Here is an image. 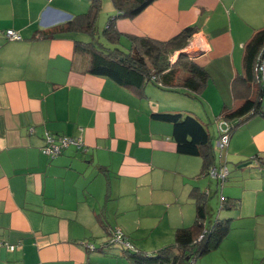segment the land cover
Masks as SVG:
<instances>
[{
    "label": "crops",
    "instance_id": "0c3cea01",
    "mask_svg": "<svg viewBox=\"0 0 264 264\" xmlns=\"http://www.w3.org/2000/svg\"><path fill=\"white\" fill-rule=\"evenodd\" d=\"M92 1L0 0V241L16 246H0V264H127L109 248L96 250L111 232L138 251L137 245L170 243L178 229L195 223L193 189L211 200L219 187L220 211L223 197L232 203L223 211L231 230L196 264H264V165L248 162L264 156V117L244 123L225 151L218 148L224 110L255 95L254 85L235 80L244 74L247 43L264 28V0H156L117 21L124 36L158 41L196 26L170 61L184 54L207 70L198 97L153 83L143 91L122 87L89 73L88 57L76 49L88 36L44 37L89 12ZM7 30L22 39L7 40ZM172 68L170 84L187 77ZM157 113L195 115L209 131L214 125L211 168H227L229 177L200 176L202 159L178 152L173 126L152 117ZM47 134L85 145L51 158L43 154Z\"/></svg>",
    "mask_w": 264,
    "mask_h": 264
},
{
    "label": "trees",
    "instance_id": "16d2710c",
    "mask_svg": "<svg viewBox=\"0 0 264 264\" xmlns=\"http://www.w3.org/2000/svg\"><path fill=\"white\" fill-rule=\"evenodd\" d=\"M115 15L108 18L103 32L102 43L98 38L97 21L102 10V0H93L89 12L74 17L66 25L52 31L44 37L72 33L89 37L88 41H76V49L88 57V71L99 77H108L122 87L143 91L153 83L162 89L198 97L204 91L209 80L207 70L181 54L175 65L170 58L175 52L184 49L190 39L198 32L196 26L183 29L177 36L167 41H158L149 37L124 36L118 31L116 23L122 18H134L156 0H111ZM128 38L127 49H121L122 39ZM264 61V28L258 30L247 43L244 53V74L236 78V83L254 85V98L245 100L233 110H224L219 120L230 124V136L247 121L254 117H264V86L257 79L256 67ZM175 67L188 75L182 82L170 84ZM169 80V81H168ZM186 91V92H185ZM153 118L173 126L174 141L182 155L200 157L203 168L200 176L209 175L215 164V152L212 135L208 125L197 116L187 113H157ZM252 164L264 165V156L248 160ZM229 177V176H228ZM227 177V178H228ZM192 197L196 204V219L189 228L178 229L174 243L154 254L136 250L125 236L115 242L116 232H111V240L96 250L105 251L114 246L121 247L123 257L132 264H196L203 256L217 250L228 237L231 219L217 218L207 225L209 218L208 203L210 195L195 188ZM231 200L224 198L221 211L231 210Z\"/></svg>",
    "mask_w": 264,
    "mask_h": 264
},
{
    "label": "built area",
    "instance_id": "2783aa9c",
    "mask_svg": "<svg viewBox=\"0 0 264 264\" xmlns=\"http://www.w3.org/2000/svg\"><path fill=\"white\" fill-rule=\"evenodd\" d=\"M4 36L7 40L10 41H19L22 39L20 34H18L14 30H7L4 32ZM256 76L257 79L261 82V84L264 86V61L258 62L256 67ZM220 128V137L218 140V148L220 151H225L230 143V124L226 121H221L219 123ZM33 131V128L31 129ZM85 143L81 138H70L67 136H61V137H55L50 134L46 135V145L43 148V154L55 158L59 156L65 149L69 148L70 146H75L78 148L84 147ZM229 175V171L227 168H222L221 170H217L216 168H211L209 171V176L220 179L221 181H224ZM122 234L120 232H117L115 239V242H120L121 244H124L121 241ZM0 246H6L9 250L13 251L16 249V246L8 245L2 241H0ZM92 249H94V246H91Z\"/></svg>",
    "mask_w": 264,
    "mask_h": 264
},
{
    "label": "rangeland",
    "instance_id": "374dc122",
    "mask_svg": "<svg viewBox=\"0 0 264 264\" xmlns=\"http://www.w3.org/2000/svg\"><path fill=\"white\" fill-rule=\"evenodd\" d=\"M103 1V6H102V11L99 15V19H98V22H97V32H98V35H99V39L102 43H104L105 41L103 40V32L105 30V27H106V22L108 21V18L109 16H112L113 14H111L112 12H109L110 11V8H112V3H111V0H109V3L108 1L106 0H102ZM115 12V11H114ZM79 37L82 39L84 38V40L87 38L86 36H82V35H79ZM121 49H127L128 48V42L126 43H122L120 46H119ZM151 86H153L151 84ZM176 98V97H175ZM179 101L181 102H186L185 99L183 98H180ZM214 125H210V132L213 136V138L215 139L216 137V134H215V131H214ZM229 167L230 168H233L234 166L230 163L229 164ZM217 190V189H216ZM215 189L213 191H216ZM223 190L222 188L219 187V191L217 192V194L213 197V199L210 200L211 204H212V208H213V214L212 216H210L209 218V221L208 223L211 221H214L215 219H217L218 217L219 218H223L225 215L223 213V211H220L219 209V205H218V202L219 200L221 199V196L223 195ZM210 222V223H211ZM169 242H161V244H156L155 247H147V246H144L145 244H141V245H137L138 249H143L142 252H147L149 254H154L155 252H158L160 251L162 248H164L165 246L167 245H171L172 243H174V240L172 242H170L169 244H167ZM142 246V247H141ZM156 247H159V248H156ZM144 249H147V250H144ZM155 249H160V250H155ZM109 255H111L112 257H120L124 260H126L129 264V261L123 257V250L121 247H118V246H114L113 248H111V250H109Z\"/></svg>",
    "mask_w": 264,
    "mask_h": 264
},
{
    "label": "water",
    "instance_id": "95a60500",
    "mask_svg": "<svg viewBox=\"0 0 264 264\" xmlns=\"http://www.w3.org/2000/svg\"><path fill=\"white\" fill-rule=\"evenodd\" d=\"M248 164L246 163V164H244L243 166H247Z\"/></svg>",
    "mask_w": 264,
    "mask_h": 264
}]
</instances>
